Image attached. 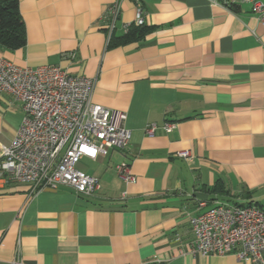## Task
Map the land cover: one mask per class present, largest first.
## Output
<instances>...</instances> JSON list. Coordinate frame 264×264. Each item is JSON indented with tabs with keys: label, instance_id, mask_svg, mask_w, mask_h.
<instances>
[{
	"label": "crops",
	"instance_id": "crops-1",
	"mask_svg": "<svg viewBox=\"0 0 264 264\" xmlns=\"http://www.w3.org/2000/svg\"><path fill=\"white\" fill-rule=\"evenodd\" d=\"M18 1L25 43L0 44V57L93 78L91 101L124 112L130 139L123 150L81 159L88 164L78 168L99 179L92 196L66 185L32 191L30 184L0 180V264L16 256L21 264H253L231 253L193 252L189 222L217 202L264 209V24L249 6ZM115 2L114 36L134 22L140 6L150 27L142 40L108 43L100 17ZM22 116V103L1 91L0 155ZM150 124L157 125L153 134L146 132ZM182 150L188 159L177 155ZM121 162L135 183L118 177Z\"/></svg>",
	"mask_w": 264,
	"mask_h": 264
},
{
	"label": "built area",
	"instance_id": "built-area-1",
	"mask_svg": "<svg viewBox=\"0 0 264 264\" xmlns=\"http://www.w3.org/2000/svg\"><path fill=\"white\" fill-rule=\"evenodd\" d=\"M244 3L264 24V0H232ZM118 2L110 5L100 19L110 33L119 16ZM145 10L137 6L134 22L144 24ZM73 58V53L67 54ZM95 80L67 73L58 66L20 67L0 57V92L22 103V120L8 146L0 155V180L31 185V190L72 187L92 196L100 187L96 176L78 168L83 158L96 160L112 148L124 149L130 132L124 127L126 114L91 101ZM170 125L162 129L169 131ZM157 125L150 124L147 134ZM188 159V150L177 153ZM126 184L135 183L130 165L115 166ZM204 202L199 207H204ZM194 235L193 252L200 255L235 254L253 264H263L264 209L253 202H217L190 217ZM13 264H21L19 256Z\"/></svg>",
	"mask_w": 264,
	"mask_h": 264
},
{
	"label": "trees",
	"instance_id": "trees-1",
	"mask_svg": "<svg viewBox=\"0 0 264 264\" xmlns=\"http://www.w3.org/2000/svg\"><path fill=\"white\" fill-rule=\"evenodd\" d=\"M18 2V0H0V44L11 49L21 47L25 43V28ZM149 29L150 27L145 24L131 23L122 35L114 36V27L108 34V43L122 45L140 41Z\"/></svg>",
	"mask_w": 264,
	"mask_h": 264
},
{
	"label": "rangeland",
	"instance_id": "rangeland-1",
	"mask_svg": "<svg viewBox=\"0 0 264 264\" xmlns=\"http://www.w3.org/2000/svg\"><path fill=\"white\" fill-rule=\"evenodd\" d=\"M80 163H82V165H87L88 164V162H86V161H84V160H82ZM83 168V170H85V167H82ZM89 172V171H88Z\"/></svg>",
	"mask_w": 264,
	"mask_h": 264
}]
</instances>
